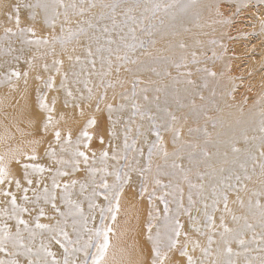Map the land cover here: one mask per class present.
I'll return each instance as SVG.
<instances>
[{
    "label": "snow or ice",
    "instance_id": "snow-or-ice-1",
    "mask_svg": "<svg viewBox=\"0 0 264 264\" xmlns=\"http://www.w3.org/2000/svg\"><path fill=\"white\" fill-rule=\"evenodd\" d=\"M262 6L264 0L255 4L252 0H187L178 5L140 0H0V12L7 21L3 26L7 44L3 50L6 59L0 62V69H4L0 84L19 94L15 103L5 97L9 107L17 108L23 101L16 114L4 113L9 123L2 124L0 132V196L5 197L4 207L0 208V264H239L236 258L242 255L244 264H264V57L258 68L234 75L229 47L224 43L225 38L236 41L257 35V25L259 34L264 35ZM177 7L179 14L173 11ZM161 10L169 15L167 22L160 19L157 27L151 21ZM246 12L251 15L246 16ZM242 19L252 31L237 27ZM189 24L200 31L193 32ZM206 27L213 33L219 31V35L203 31ZM233 29L236 35L231 34ZM161 41L163 46L157 48ZM138 50L147 60L135 55ZM208 61L213 65L219 62L221 67H208ZM21 62L24 68L19 66ZM151 63L161 67H151ZM170 69H175L176 75ZM143 71L161 79L144 81L134 74ZM122 72L133 73L130 91L125 89L129 81ZM256 72L262 74L260 90L247 117L243 107H238L239 116L234 122L208 115L209 107L223 112L221 102L224 108H232L227 99L235 101L239 89L246 87L252 92L256 85L250 79L247 84L245 81ZM164 78H169L171 84L164 83ZM140 84L151 87L138 92ZM118 87L122 89L119 92ZM109 90L111 99L115 101L119 96L120 102H108ZM149 91L154 93L151 98ZM170 99L175 111L171 110ZM248 99L244 96L245 104ZM101 105L108 113V135L112 139L117 137L116 125L125 120L122 114L129 108L131 113L125 121L124 154L109 140L108 147L114 150L111 157L107 149L100 152L102 167L97 168L96 153H92L89 163L81 145L84 149L90 147L93 134L89 129L98 127L93 113L101 112ZM184 109L188 111L182 112ZM85 117L74 140L69 124ZM190 118L196 126L189 125ZM201 118L203 125L199 124ZM21 123L26 128H21ZM131 124L136 125V138L129 144ZM234 124L243 126L239 138ZM185 126L190 139L184 138ZM10 128H15V133ZM164 133L172 134V151L168 150ZM229 133L227 140L221 139ZM149 134L156 137L154 142L148 140ZM97 135L103 145L104 136L99 132ZM140 139L149 143L146 167H137L139 160L127 154L131 150L143 155V150L136 147ZM241 140L243 148L237 146ZM225 144L231 157L229 150H222ZM41 148L49 163L39 162ZM154 156L160 157L163 164L155 165L151 178L155 187L149 192ZM185 158L188 167L178 162ZM109 159L128 161L121 166L128 171L121 172L120 167L109 171ZM170 159L172 171H165ZM81 171L86 173L84 180L59 179ZM132 171L139 172L140 198L147 193L152 209L147 225V240L151 242L148 262L138 244L125 248L111 240L116 236L113 225ZM45 173L50 174V185L45 182ZM97 173H102L99 180ZM162 175L173 179L164 183L159 178ZM109 176H114L113 183H109ZM13 185L23 192V204L11 191ZM157 187L170 191L157 196ZM99 198L105 202L103 205L97 202ZM156 200L164 206L162 224L152 222L161 219ZM97 210L99 226H95ZM42 218L55 223H41ZM229 218L234 227L229 226ZM90 222L93 227H89ZM247 232L252 234L250 240L245 239ZM233 242L241 250L234 251ZM197 251L199 256L195 255ZM252 252L258 255L251 256Z\"/></svg>",
    "mask_w": 264,
    "mask_h": 264
},
{
    "label": "rangeland",
    "instance_id": "rangeland-1",
    "mask_svg": "<svg viewBox=\"0 0 264 264\" xmlns=\"http://www.w3.org/2000/svg\"><path fill=\"white\" fill-rule=\"evenodd\" d=\"M98 2H99V0H98ZM106 2H116V0H106ZM140 2L141 3L148 2V3H153V4H155V3H160V4L173 3V4H177L178 5V4L186 3L187 0H140ZM199 2H201V3H211L212 0H199ZM252 2L255 4L257 2V0H252ZM262 7H264V6H262ZM173 11H175L177 14L180 13V10H179L178 7L173 9ZM168 15H169L168 13L164 12L163 10H161L160 12H158L156 14L155 18L151 21V23H153L157 27H160L159 26V20L160 19H165V21L167 22ZM245 15L246 16H250L251 13L250 12H246ZM23 19H24V14H22V20ZM246 23H247V20L242 19L240 24L237 25V27H241L243 29V31H245V32L252 31L251 28L244 26ZM6 24H7L6 17L3 15L2 12H0V62H2L4 59H6V57H4V55H3V50H4V48L6 47V44H7V42L4 40V32H3V26H5ZM188 26L193 29V32L200 31V29L195 28L194 24H189ZM217 27L219 28V26H217ZM203 31L208 32L210 35H217V36L219 35V31H217L216 33H213L212 29L211 28H207V27L204 28ZM231 34L232 35H236L237 34L236 30L233 29L231 31ZM138 35L141 36V38H143L145 40L148 39V37L146 35L140 34L139 32H138ZM156 38L159 40V35H157ZM11 39L15 40L14 37L11 38ZM204 39H207V38H204ZM263 40H264V35H260L259 34L258 25H257V35H255V36L249 35L247 38H243L242 37V38H240L239 40H236V41H229L226 38L224 39V43H227L228 47H229L228 55H229V57L232 58L233 74L234 75H240L241 73H246L248 71V66H247V68H245L246 65H247V63H246L247 59H252V58L253 59H258L257 66L255 68L259 67V62H260L261 56L258 57V49H256V47L253 50V44L255 45L256 43L261 42ZM14 46L19 48L20 44L19 43H15ZM162 46H163V41H161V43H158L156 47L160 48ZM208 47L211 48L212 46H208ZM32 51H35V49L33 48ZM149 51L155 52V49L149 48ZM217 51H219V49H217ZM208 54L211 55V51H209ZM135 55L136 56H140L141 59L147 60V57L141 56V51L140 50H138L135 53ZM237 57H239V58L237 59ZM19 66L21 68L25 67V65L22 62H21V64ZM150 66L151 67H156L157 69H159L161 67L159 64H156V63H151ZM201 66H203V65H201ZM207 66L208 67H213L214 69H219L221 67V64L219 62H217V64L213 65L211 61H208ZM128 67L135 68V66H133V65H128ZM170 70L173 72V75H176L175 69H170ZM193 70H194V67H193ZM3 71H4V69H0V72H3ZM134 74L137 77H139L140 80H144V81H147V80H160L161 79L160 77H157L154 73H152L150 71L135 72ZM256 74H258V73H255L251 78H246V81H245V84H247L248 79H250L252 81V83L256 85V87H254L252 92H247L246 87L239 89L237 91V93L235 94V96H236L235 101H232L230 98L227 99V103L234 105L232 108H230V109L229 108H224L223 102H221V107L223 108V112H219L218 113V112L215 111L214 108L209 107L208 115L216 116V117L220 118L221 120H223L225 122H228V121L234 122L235 118L237 116H239L238 107H243L244 108V112H245V117H247L249 109H251V107H252L253 100L255 99L257 93L260 90L259 85H260L261 78L256 76ZM121 75L125 76L128 79L129 82L125 85V89L130 91L131 90V79L133 77V73H124V72H122ZM196 78H197V76L194 75L193 79H196ZM163 82L167 83V84H171V81H170L169 78H164ZM30 83H33V82L30 80ZM145 86H149V85H146V84L138 85L137 91L139 92L140 89H142ZM149 87H151V86H149ZM181 87H183V86L181 85ZM20 88H23V81H20ZM121 90L122 89H120L118 87L116 91L119 92ZM204 94H205L206 97L209 95L208 91H205ZM108 95H109V101L108 102H112L114 104L120 102L119 96H117L115 101H113L111 99L112 90H109ZM148 95L151 98L154 95V93L152 91H149ZM160 95H161V103H162V106H163L164 96H163L162 93ZM32 96H33V99H34V92H33ZM244 96H248V98H249L247 104L244 103V100H243ZM5 97L11 98V102L15 103V100L19 99V94L11 92L10 88L7 85L0 84V101H3V103H0V132L3 131L2 124L9 123L8 120L4 119V113L7 112L9 114H16L19 111V107H21L23 105V101H21V105L17 106V108L9 107L8 106V101L5 100ZM218 99H219V97H218ZM140 102L143 103L142 99H141ZM198 103H199V101H198ZM170 105H171V110L175 111V104L171 102V99H170ZM57 107H58V111H60L61 110L60 105H58ZM101 109H102L101 112L93 113L97 117L98 127L94 128V129H89L90 133L93 134V139L91 141L90 147L88 149H84L83 146L81 145V150L82 151H86L88 156H89V158H90L89 163H91L92 153L93 152L96 153L97 163H96L95 167H97V168L102 167V165L100 163V160H99L100 152L102 150L107 149L108 152H109V157H111V154H112L114 149L108 147L109 140H111L113 145L118 146V149H119L121 155L124 154L123 145H124L125 121L127 120V117L130 116V113H131V109L129 108L128 111H126L125 113L122 114L124 116L125 120H122L120 123H118L116 125V129L115 130L117 132V137L115 139H112L108 135V130L111 127V124H110V122H109V120L107 118L108 117L107 110L104 108L103 105H101ZM87 111L88 112H92V110H87ZM154 111H155V109H154ZM187 111H188L187 109L182 110V112H187ZM177 114L179 115L181 113H177ZM113 115H114V118H115V114H113ZM86 118L87 117L80 119L79 123L69 124V126H71L73 128V139L74 140H75L76 136L79 135V129L82 127V125L84 123V119H86ZM137 122H139L138 118H137ZM196 123L197 122L194 119H192V118L189 119V125L190 126L194 127V126H196ZM204 123H205V121L201 118L199 120V124L203 125ZM130 126L132 127V132H130L128 134V142H129V144H131L133 139L136 138V125L135 124H131ZM207 126H208V129H209L210 132L213 131L210 121L208 122ZM20 127L21 128H26V124L21 123ZM234 127H236V129H237L236 135H237V138H239V129H240V127H243V126H236L234 124ZM146 129H147V123L145 122V129L144 130H146ZM217 130H219V126H218ZM10 131L15 133L16 130H15V128H10ZM97 132H99V134H102L104 136V144L103 145H101V143L99 141V136L97 135ZM251 134L252 133H249V135H251ZM163 135H164L165 143L168 146V150L172 151V143H171L172 134L171 133H164ZM230 135H231V133H229L226 136L221 137V139L227 140ZM16 137H17V140L20 139L19 133H16ZM184 138L185 139H190V137H188V135H187V126H185ZM155 139H156V137L153 134H149L148 140L150 142H154ZM237 146L241 147V148L245 147V145L243 144L242 140L240 141V143L237 144ZM136 147L143 150V155L142 156L139 155L136 152H132L131 150H129L127 154L129 155L130 158L134 157L135 159L139 160L140 164L137 167H141V166L146 167L147 163H148L149 143H145L143 141V139H140L137 142ZM2 150H3V148L0 147V151H2ZM212 150L214 151L215 149H212ZM222 150H229L227 144H225L222 147ZM38 154L41 155V157H42L41 161H39L40 163H49V161L46 158H43V148L38 150ZM229 155L231 157L230 150H229ZM178 162L179 163H183L185 165V167L189 166L188 165V161H187L186 158L181 160V161H178ZM107 163H108V166H109V171H112L114 167H120L121 168V172L128 171L127 167H121V166H125V165H127L129 163L128 161H125L123 159L119 160L118 162L109 159ZM157 163L163 164V160L160 157H158V156H154L153 157V172L149 174V181H150L149 182V192H151L153 190V187H155L151 183V178H152L153 175H155V165ZM168 164H169V167L166 168L165 171H172V169L170 168L171 159L169 160ZM81 168L82 169L84 168L83 164H81ZM17 174L19 175V171L17 172ZM101 175H102V173H97V180H99ZM49 176H50V174L45 173V182L50 185L51 184V180L48 178ZM70 178L71 179L84 180L86 178V173L84 171H81V172L75 173L71 177H61L59 179L61 180V182H65V181H67ZM159 178L164 183H168V181L170 179H173L171 176H168V175H162ZM107 179H108L109 183H113L115 178H114V176H109ZM22 183H23V181H22ZM140 184H141V177L139 175V172L138 171H132L131 172V181L125 187L124 195L121 198V212L118 215L120 217L117 218V221H116L115 225H113V227H114L115 231L118 229V226L119 227L122 226L127 231L129 229L130 232L129 231H128L129 233L127 232L128 235L127 234H126L127 236L124 235L125 238H124V240L122 242L123 246L126 247L127 246L126 244H130L131 245V244H134L136 242V244H138L139 247L143 248V250H144V259L146 260V262H148L151 259V255H150V253H151V242L147 240V225L149 223L148 213L152 209H151V206L148 203V194L147 193H145L143 198H140V195H139V193H140ZM184 187H185V193H187V186L185 185ZM78 189H79V186H77V191H78ZM11 191L16 192L17 202L20 203V204H23V201L21 199V197L23 195V192L22 191H17L14 185L12 186ZM164 191H170V190H165V189H161V188L157 187L156 188V195L160 196V195L163 194ZM28 195L31 197L33 194H32L31 191H29ZM168 199L171 201V199H172L171 196H169ZM4 200H5V197L0 196V208L4 207V204L2 203ZM97 202L100 203L101 205H103L105 203L102 198H99ZM127 203L131 204V206H132L131 209H130L131 211H128V212L124 211V209L122 208L123 205H125ZM155 205L159 209L161 219H157V220H154L152 222L154 224H162L163 223L162 217L164 215V213H163V207H164L163 203H161L159 200H156L155 201ZM230 206L238 209V206H235V205H230ZM84 207H85V213L87 214V212H88L87 203H85ZM170 207L174 208V205L170 204ZM132 208H133V210H132ZM46 210H48V209H46ZM49 214H51L50 210H49ZM95 215H96L95 226H99V224H100L99 210L96 211ZM154 215H155V213H154ZM218 217H219V213H217V223H218ZM25 218L28 219L29 217L26 215ZM181 219L184 220L186 218L182 217ZM127 222H128V225L132 224L131 227H129L127 225ZM228 222H229V226L230 227H234L235 226V225L232 224L230 218H229ZM10 223L14 224V221H10ZM41 223H53L54 224L55 221L42 218L41 219ZM120 224H122V225H120ZM125 224L127 225V227H126ZM116 226H117V229H116ZM89 227H93V224L91 222L89 223ZM133 229L136 230V232ZM68 230H69V232L71 234V228L70 227H69ZM137 231H139V232H137ZM155 231H156V229H155V227H153V233H155ZM256 231L259 232V228H257ZM132 234H133V236H132ZM140 234H142V235H140ZM251 235H252L251 232H247L246 235H245V239L250 240L251 239ZM115 237H117V235L116 236H112L111 240H112V238H115ZM126 237H128V238H126ZM129 237H130V239H129ZM216 238L219 239L218 236ZM116 239L117 238H115L113 240H116ZM130 240H131V242L129 243ZM139 240H140V242H139ZM132 241H133V243H132ZM201 241H202V243H206L204 238H201ZM231 246L234 249V251L241 250V249H239V246L235 242H233ZM252 247L255 248V245H252ZM54 250H57V249H54ZM93 251H94V249H93ZM146 253H147V255H146ZM195 255L199 256L200 255L199 251H197L195 253ZM250 255L251 256H256V255H258V253L257 252H252ZM236 259H238L239 264H244V256L243 255L241 257L236 258Z\"/></svg>",
    "mask_w": 264,
    "mask_h": 264
},
{
    "label": "bare ground",
    "instance_id": "bare-ground-1",
    "mask_svg": "<svg viewBox=\"0 0 264 264\" xmlns=\"http://www.w3.org/2000/svg\"><path fill=\"white\" fill-rule=\"evenodd\" d=\"M264 41V40H263ZM254 45V44H253ZM256 45V49H258V57H260L261 56V58L262 57H264V46H262L261 45V42H258V43H256L255 44ZM248 57V56H247ZM261 60V59H260ZM257 62H258V59H247L246 60V63H247V65H246V67L245 68H247V66H248V69L249 68H255L256 66H257ZM245 63V64H246ZM256 73H258V74H256V76H258L259 78H261V73L260 72H256ZM131 200V199H130ZM133 202V201H132ZM135 205V204H134ZM131 204H125V205H123V209H124V211H126V212H128V211H131L130 209H131ZM132 210H133V208H132ZM123 211V210H122ZM121 212V211H120ZM123 215V214H122ZM125 215V214H124ZM130 215V214H129ZM118 217H120V216H118ZM123 221V220H122ZM135 221V220H134ZM123 223V222H122ZM118 224V223H117ZM119 225V224H118ZM120 225H122V224H120ZM126 225V224H125ZM127 225H128V222H127ZM127 225H126V227H127ZM131 225L132 224H130V225H128L129 227H131ZM125 227V226H124ZM120 228V229H119ZM116 229H117V226H116ZM128 229V228H127ZM134 230V229H133ZM139 230V229H138ZM117 232H116V235H117V237H115V238H117L116 240H113V239H115V238H112V242H113V244H117V243H119L122 247H124L123 246V240H124V235H126L127 234V232L129 231V229H128V231L127 230H125V228H123L122 226H118V229L116 230ZM126 231V232H125ZM135 232H136V230H134ZM130 232V231H129ZM128 232V233H129ZM137 232H139V231H137ZM125 233V234H124ZM128 235V234H127ZM126 235V236H127ZM140 235H142V234H140ZM132 236H133V234H132ZM141 237V236H140ZM126 238H128V237H126ZM135 238V237H134ZM129 239H130V237H129ZM131 242V240L129 241V243ZM139 242H140V240H139ZM132 243H133V241H132ZM136 243V242H135ZM127 246L128 245H130V244H126ZM132 245V244H131ZM127 246L125 247V248H127ZM146 255H147V253H146ZM133 259H135L136 257L135 256H133L132 257ZM146 261V260H145Z\"/></svg>",
    "mask_w": 264,
    "mask_h": 264
}]
</instances>
